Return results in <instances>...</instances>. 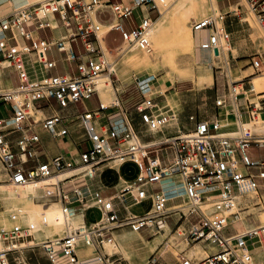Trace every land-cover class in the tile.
<instances>
[{
    "label": "built area",
    "instance_id": "built-area-1",
    "mask_svg": "<svg viewBox=\"0 0 264 264\" xmlns=\"http://www.w3.org/2000/svg\"><path fill=\"white\" fill-rule=\"evenodd\" d=\"M252 11L264 12V0H245ZM167 0H43L20 8L0 20V69H12L18 85L0 92V103H6L10 115L0 117V164L8 189L31 185L40 189L44 208L39 215L42 228L48 226L45 212L50 203L59 204L66 219L78 223L62 237L33 243L34 226L27 220L21 224L24 214H12V226L0 229V264H10L8 253L25 247L19 239L31 238L29 246L40 245L50 264H82L77 251L79 240L92 247L101 264H121V258H113L118 252L108 253L105 245H116L114 232L123 227L149 234L165 231L182 238L186 243H202L206 253L201 259L178 258V264H257L250 247L254 242L264 250V225L239 231L236 224L246 216L241 214L249 207H264V155L249 157L251 145L264 151V134L249 128L239 135H225L221 131L219 114L212 119L188 116L192 129L158 140L142 142L135 131L129 112L119 97L92 110H79V103L92 95L98 96L96 84L102 75H116V62L109 61L101 45L106 33L118 31L122 44L139 43L147 46V36L153 18L149 12L160 15ZM108 6L114 16L113 26L103 31L96 19L97 12ZM139 13L136 27L126 30L122 20ZM225 13L212 14L191 23L194 31L208 32L206 48L212 58H220L229 44L230 34L224 20ZM264 22V20H262ZM264 26V25H263ZM48 30L46 37L40 31ZM61 34V35H58ZM56 50L59 57L49 56ZM29 56L30 68L43 74L31 76L24 54ZM34 58V59H33ZM76 63V74H52L57 62ZM251 66L257 72L264 71L262 54L251 58ZM38 64V65H36ZM136 89L142 100L135 105L140 121L150 133L178 122L177 115L158 113L156 97L151 93L150 79H136ZM231 93L233 109L238 121L255 123L264 117V91L247 90ZM244 98L242 104L240 97ZM43 102L45 109H57L42 120L32 113ZM216 105L224 108L226 100L217 98ZM118 112L120 118L111 120ZM111 114V115H110ZM79 120L83 133L73 156L55 155L38 161L41 151L40 130L51 137H68L70 123ZM39 122V129L36 124ZM83 146H82V144ZM107 148V149H106ZM169 151L171 156H169ZM162 153V156H160ZM152 154V155H151ZM129 159L136 164L138 174L131 183L115 189L105 196L93 186L98 167L113 159ZM78 170L61 180L63 172ZM150 196L151 209L135 213L132 208ZM207 204L211 213L202 208ZM96 209L99 217L90 223L78 221L81 211ZM248 215V214H247ZM82 217V216H80ZM176 217L174 227L166 219ZM245 218V219H244ZM113 258V259H112ZM146 264H157L152 257Z\"/></svg>",
    "mask_w": 264,
    "mask_h": 264
},
{
    "label": "rangeland",
    "instance_id": "rangeland-1",
    "mask_svg": "<svg viewBox=\"0 0 264 264\" xmlns=\"http://www.w3.org/2000/svg\"><path fill=\"white\" fill-rule=\"evenodd\" d=\"M38 1L40 0H0V17L3 18L18 8L29 6L31 3L33 4ZM181 2L182 0H167L165 6L163 8L161 7L160 15L155 12L149 13L153 18L150 29L158 27L161 22L160 30H149L148 36L150 38H155V45L152 48L150 44L149 49H140L136 46H132L134 49L130 47L125 52L119 54L117 49L120 48L122 44L121 34L118 31H111L105 39L108 49L107 51L104 47L107 55L106 57L109 61L116 62V75L111 76L110 79L105 77L101 78L97 87L100 84L110 87L112 85L116 95L111 92L107 99L102 102L106 103L107 101H112L118 94L121 101L125 103V108L130 112L135 108L134 104L136 105L137 102L142 100V96L136 89V79L146 77L147 75H155L156 79L152 85L153 94L157 93L159 95L149 94L148 97H156L154 98V102L158 104V113L169 110L177 115L179 120L177 123L171 122L166 128H163L159 132L150 133L144 128V131L149 135H155V137L150 138L153 140L160 139L159 136H163L169 129H180L181 133L189 132L192 129V124L187 117L189 114H194L198 119H214L216 117H214V115H217L220 109V107L216 105V99L218 97L226 100L227 105L221 109V111H226L225 114H223V118H225L228 111L233 109V105L230 101L233 88L237 91L239 86H241V88L243 87L244 90L252 86L254 93L264 91V71L261 73L255 71L250 62L254 55L262 54L264 57V22L262 21L264 20V12L261 13V17H258V13L252 11L245 0H188L180 9L174 11L176 6ZM229 3L231 7L224 8V5L227 6ZM214 5H216V8ZM215 11H221L225 13L224 16H226V19H231V22H225L227 25L231 24V30L229 27H226L227 31L230 33L229 44L224 48L220 58L210 59L208 56L202 59V61L205 62L203 65H198L193 59L188 40L192 32L191 23ZM137 13L138 11L135 10L131 16L122 20L123 27L126 30L129 31L136 27ZM97 17L102 23H108L112 20V14L106 7L99 10ZM48 33V30L40 31L42 37H46ZM152 33H155V35ZM150 38L148 39L149 42ZM47 54L49 56L53 54L55 59L59 57L55 49H53V51H48ZM135 55L147 56L148 62H132L130 56ZM71 64L72 65L68 63L62 64L58 61L57 66L52 69V73L62 74L66 71H71V68L75 69L76 63ZM9 76L15 86V84L18 83L17 75L13 73ZM253 78L263 82L257 85V87H260L257 90L256 85L253 83ZM1 92H3V90ZM96 104L97 98L95 95L84 100V105L89 109L95 107ZM38 106L39 109L33 112L32 115L34 119L42 120L47 116V113L44 112L47 107H45L43 102L38 103ZM55 106L57 107V105ZM78 106L80 109L83 108L82 103H79ZM2 108L8 110L7 104L0 103V109ZM8 115H10V113ZM131 117H133V115H131ZM231 119L232 116L228 115L227 121L221 120L224 126H222L220 132L225 134L226 131L233 129L232 131H238L236 135H239L243 126V129L249 128L252 132L264 134V129L257 123H255L256 125L250 123V125L246 126L242 125V123H245L242 120L237 121ZM38 124L39 122L36 124V129H39ZM80 127L79 120H73L70 123L71 134H69V136H73L77 142H80L81 134L83 133ZM135 131L142 141L141 133H138L137 129H135ZM67 138L68 137L60 138L59 141L63 139L66 140ZM73 152L75 153L76 150ZM247 154L249 157L256 158L260 157L263 151L251 145L247 150ZM160 156H162V153H160ZM169 156H171L170 151ZM118 160L119 158H116L110 162L109 173L111 177H113L115 171L120 170L122 171V177L118 175L115 177L122 181H127V170L124 168V164L126 161H129V159ZM76 171H73V173ZM67 172L70 171H66L63 174ZM63 174L59 177L60 180L68 177ZM5 179L4 170L0 164V226L4 229L12 226L13 222L11 221V216H5V213L19 205V203H22L24 199V206L35 211V216H37L39 222V215L44 208L42 203L46 201L45 199H40L42 195L40 189L32 186L34 190L33 195H27L25 186L8 189V187L4 185ZM35 192L37 193L35 194ZM107 193L109 194L111 191ZM35 195L36 197H34ZM28 197L30 199H28ZM132 211L135 213H143L145 212V206L143 203H140L135 205ZM45 214L47 215L46 220L48 226L42 228L40 225V227L43 232L47 231L49 236L42 240H35L33 243H39L46 239L59 238L65 234L63 232L65 226L63 224L62 211L59 204L50 203ZM241 215L246 216V219L244 218L245 220H243L242 223L236 224V227L239 228L240 226L239 231L253 228L257 225H264V207L256 208L251 206L247 210H244ZM25 216L26 215L22 216V218H26ZM93 219H95L94 214L91 211L87 212L86 221L88 222ZM52 220H55V223L52 222ZM176 220V217H169L166 219V222L170 227H174ZM24 224H26L25 220ZM77 225L78 223L75 222L73 228ZM1 227L0 229H2ZM114 234L116 245L112 246L106 244L105 248L108 253H112L113 251L118 252V255L113 256V258H121V264H146L152 257L157 258V264H178L177 260L181 256L187 259L199 260L206 255V253L203 252L202 243H186L182 238L171 234L168 228H165V231L149 234L146 231L138 233L132 231L129 227H123L117 229ZM25 245L27 246L28 244ZM40 247L41 246L38 245L29 248L37 252ZM91 251L92 248L90 246L86 245L83 241L79 242L78 253L82 259L91 257L93 255ZM126 252L134 258L132 263L127 260L128 255ZM27 253L34 252L28 251ZM36 257L38 258L39 256ZM28 258L29 257H27V259ZM34 259L35 257L32 256L33 261ZM14 262V264H19L16 263V261Z\"/></svg>",
    "mask_w": 264,
    "mask_h": 264
},
{
    "label": "crops",
    "instance_id": "crops-1",
    "mask_svg": "<svg viewBox=\"0 0 264 264\" xmlns=\"http://www.w3.org/2000/svg\"><path fill=\"white\" fill-rule=\"evenodd\" d=\"M40 1H42V0H40ZM34 3H37V2H34ZM104 7L108 8V10L111 12V14H112V20L110 22H108V23H102V22H100L99 19H98V17H97L99 11L96 14V19L103 26H108L110 23L113 22L114 16H113V13H112L111 9L108 6H104ZM229 7H231V4L230 3L227 6L224 5V8H229ZM150 12H155V11H150ZM138 13H139V11H138ZM228 16H230V15H228ZM136 20L138 22V19L137 18H136ZM225 22L226 23L227 22H231V19H226V16H225L224 24H225ZM225 27H229L230 30H231V24H228V25L225 24ZM111 31H114V30H111ZM111 31H109L108 33H106L105 38H104V45H105V48L106 49H107V45L105 43V39H106L107 35ZM207 33L208 32L205 31L204 36L202 37L201 40H204L206 38ZM208 53H210V51H207V57L210 56V59H211L212 58L211 53L210 54H208ZM29 60H30L29 59V56H26L25 57V61H27L28 62L27 64H29L28 67H29V71L31 72V76H34L36 74H43V71L40 70V69L38 70V68L37 69H35V68L32 69V67L30 68L31 65H30ZM62 64H65V63H62ZM69 65H72V64H69ZM71 69H72L71 71H66V72L67 73H70V74H76L77 73L76 67H75V69H73V68H71ZM13 73H15V72L12 71V69H0V91H2V90L5 91V90L13 89V88H15L18 85V83H17L14 86V83L12 82V79L9 76L10 74H13ZM51 73H52V70H51ZM239 87H240V90H241V86H239ZM242 90H244L243 87H242ZM97 91L99 93L98 96L95 95L96 98H97V104L92 109H94V108H96L98 106V103H99L98 100H100V101L106 100L107 97L109 96V94L111 92H113L114 95H116L115 89H114V87H112V85L110 87V86H106L104 84H100L97 87ZM117 97H119L118 94H117ZM243 101H244V98L241 96L240 97V100H239V103L242 104ZM122 103H123V105L125 107V103L123 101H122ZM4 104H6V103H4ZM7 107H8L7 108L8 110H5L4 108L0 109V117L7 116L10 113L9 106L7 105ZM134 107H135V104H134ZM56 109H57V107L55 106L54 109H50V110L45 109L44 112L47 113V115H48L51 112H53L54 110H56ZM83 109L92 110V109H89L88 107H86L85 105H83V108H81V109L79 108V110L81 112H82ZM221 109H223V108L220 107V109L217 112V114H219L221 120L227 121V116L228 115L229 116H232V119L231 120H237V118L235 116L236 113L234 111L231 112V113H229L228 115L226 114L225 115V118H223V116H224L223 114H225L226 111H221ZM129 114H130V117H131V115H133V117H131V119H132L134 128L137 129L138 133H141L142 141L143 142H149V141L153 140V139H150V138L151 137L152 138L155 137V135L151 136L148 133H146V131H144L145 126L140 121L139 114L136 111V109L135 108L132 109L129 112ZM215 116H217V115H214V117ZM119 118H120V115H119L118 112H115L114 114L111 115V120H118ZM261 119H264V117L261 116ZM207 120H212V119H207ZM177 121H179V120L177 119ZM242 121L248 122V120L246 118H242ZM80 128L82 129V127H80ZM80 128H79V132H80ZM232 130L233 129H231L229 131H226V132H234ZM39 132H40V135H41L42 143H41V151H40V156L38 157V161H45L46 159H49V158H51V157H53L55 155H59V154L64 155L65 157H69V156H73L74 155V152L73 151L76 150V145H77L78 142L76 141V139L73 136L70 135V136H68V138L66 140L63 139V140L59 141L60 138H64V137H58L57 139L56 138L54 139V137H51L45 131L40 130ZM175 133H176V130L169 129V130L166 131L165 134L163 133L164 134L163 136H159V138L161 139L162 137H165V136H171V135H174ZM70 134H71V132H70ZM261 150L263 151V149H261ZM263 155H264V151H263V154L261 156H263ZM256 158H259V157H256ZM110 162L111 161H109L107 163H104V164H102L101 166L98 167L97 177L93 180V186L96 187V188H98L101 191V193L103 195H105V196L113 195L114 192H115V189H118L124 183H131V182H133L135 180L137 174H138V168H137L136 164L129 160V161H126L125 164H124V168L127 170V175H126L127 181H122V180L116 178L117 175L119 177H122V171H120V170H116L115 171V174H113L114 176L111 177V175L109 173L110 172ZM74 171H76V170H74ZM71 172H73V171H71ZM74 173H71V175H73ZM71 175H69V176H71ZM108 191H111V193L108 194L107 193ZM36 193L37 192H35V194ZM34 197H36V195ZM142 203L145 206V211H149L150 208H151V199H150V196H148L147 199L143 200ZM34 205H36V204H34ZM89 211H91L94 214L95 219L90 220V221L87 222L86 221V213L89 212ZM80 216H82V217H80ZM98 217H99V214H98V211L96 209H89V210H86V211H83V212L81 211V213L79 214V216L77 218H78V221L83 220L85 223H90V222L95 221ZM24 220H25V223L27 224V218H24V219L22 218L21 219V224L23 226H26V224H24ZM45 233H47V235L49 236V234H48L47 231H45ZM30 239L31 238H29V239L28 238H26V239H19V242H21L23 244H27V242L30 241ZM34 241H35V237H34ZM29 247H36V246H29V245L26 246L25 245V247L23 246V247H20L19 249L10 251L8 253L9 263L10 264H14L15 263L14 261H16V263H19V264H50V260H49L48 256L46 255V253L44 252V250L41 247H40V249H38L37 252H35V250H33V249H30ZM26 248H28V249H26ZM24 249H26L27 251L24 250ZM78 250H79V243H78V249H77V251ZM250 250H251V254H252V258H253L254 262L257 263V264H264V250H262V248L259 246V244L257 242H254V244L251 245ZM28 251L34 252V253H27ZM203 252H204V250H203ZM127 255H128L127 260H129L132 263V261L134 260V258H132V255L130 256L128 253H127ZM161 255H163V254H161ZM32 256L35 257L34 261L32 260ZM36 256H39V257L37 258ZM27 257H29V258L27 259Z\"/></svg>",
    "mask_w": 264,
    "mask_h": 264
},
{
    "label": "bare ground",
    "instance_id": "bare-ground-1",
    "mask_svg": "<svg viewBox=\"0 0 264 264\" xmlns=\"http://www.w3.org/2000/svg\"><path fill=\"white\" fill-rule=\"evenodd\" d=\"M43 1V0H42ZM186 1H188V0H182V2L181 3H179L177 6H176V8H175V10L174 11H176V10H178V9H180L181 7H182V5L183 4H185L186 3ZM39 2H41V1H39ZM38 3V2H37ZM33 4H36V3H33ZM33 4H31V5H33ZM30 6V5H29ZM25 7H27V6H25ZM214 7L216 8V5H214ZM21 8H23V7H21ZM19 9V8H18ZM17 9V10H18ZM16 11V10H15ZM14 12V11H13ZM1 18V17H0ZM161 18H163V17H161ZM1 19H4V17L3 18H1ZM0 19V20H1ZM169 19V18H168ZM163 21H166V20H163ZM162 21V22H163ZM158 22V21H157ZM157 22H156V24H157ZM159 23V22H158ZM161 23V22H160ZM159 23V26L158 27H156V28H152V29H156L157 31L158 30H160L161 29V24ZM165 23V22H164ZM113 25H115V24H111V25H109L110 27L111 26H113ZM155 25V24H154ZM158 25V24H157ZM109 26H104L103 27V31H106V29H108V27ZM152 26V25H151ZM192 28V27H191ZM152 29H150V30H152ZM192 32L190 33V35H189V43H190V47H191V54H192V56H193V59H194V61L196 62V64H198V65H203L205 62H203L202 61V59H204V58H207V51H209L205 46H206V43H207V36H208V33H207V36H206V38L204 39V40H201L202 39V37L204 36V33H205V31L206 30H199V31H194L193 29L191 30ZM150 32V31H149ZM152 32V31H151ZM193 32H195V33H193ZM207 32V31H206ZM152 34H154L155 35V33H152ZM151 36V35H150ZM149 36H147V46H144V45H140L139 43H126V44H124V45H121L120 46V48H118L117 49V52L120 54V53H123V52H125L126 50H128L130 47H134V46H136L137 48H140V49H149L150 47H149V44L151 45V48L155 45V38L154 37H149L150 38V42H149V38H148ZM201 41V42H200ZM101 45H102V48H103V50H104V53H105V55H106V51H105V45H104V41L101 39ZM104 45V46H103ZM159 45V44H158ZM157 45V46H158ZM132 47V49H134ZM157 50V49H156ZM108 51V50H107ZM150 53V52H149ZM208 54H210V53H208ZM26 56H28L26 53L24 54V57H26ZM107 56V55H106ZM210 57V56H209ZM130 59L132 60V62H140V63H146V62H148V58H147V56H145V55H143V56H137V55H135V56H130ZM207 64V63H206ZM208 66V65H207ZM116 73V72H115ZM103 77H105V78H108V79H110V77H108L107 75H103V76H101L99 79H98V81H97V84L99 83V81L101 80V78H103ZM143 78H148V79H150V87H151V90H150V95L152 94V95H159V94H157V93H154L153 94V88H152V85H153V82L155 81V79H156V76L155 75H147L146 77H143ZM140 79H142V78H140ZM254 79V78H253ZM254 85H256V90L257 89H259L260 87H257V85H259V84H261V83H263V82H260V81H258V80H256V79H254ZM97 84H96V89H97ZM252 87V86H251ZM242 89V88H241ZM237 91H240V87L237 89ZM1 92V91H0ZM260 92H263V91H260ZM259 121V120H258ZM255 122V123H257V124H259L260 125V127L262 128V129H264V119H261L259 122ZM254 123V124H255ZM251 124H253V123H251ZM242 125H246V126H248V125H250V123H247V122H245V123H242ZM256 125V124H255ZM254 125V126H255ZM256 127V126H255ZM258 127V126H257ZM237 132L238 131H234V132H225V134H227V135H230V136H236V134H237ZM107 149V148H106ZM122 159L121 158H119V161H121ZM71 171H74V170H71ZM67 172V173H65V174H63V173H61V174H63V175H67V176H69L70 175V173H73V172ZM61 174L60 175H58V177H56V178H51V179H48V180H60L59 179V177L61 176ZM20 187H23V186H20ZM25 187H26V189H27V195H33V192H34V190H33V188H32V186L31 185H25ZM28 199H30L29 197H28ZM145 199H147V197L145 198ZM144 199V200H145ZM150 199H151V197H150ZM24 201H25V199H24ZM24 201H22V203H19V205H17V206H15L14 208H12V209H10V210H8V211H6V213H5V216H12V214H24V215H26L25 217L27 218V220L29 221V222H31L32 224H33V226H34V230H33V235L35 236V240H42V239H45L46 237L48 238V235H47V233H45V232H43L42 230H41V227H40V224H39V222H38V218H37V216H35V211L33 210V209H31V208H27V207H25L24 206ZM24 202V203H23ZM202 208L204 209V211H205V213L207 214V215H209L210 213H211V208H210V206L209 205H207V204H203V206H202ZM151 209V208H150ZM47 211V210H46ZM46 215V214H45ZM46 217H47V215H46ZM62 220H63V224H64V233H66L68 230H71L72 228H73V226H75V222L76 221H72V220H68V221H66V219H65V217H64V215H63V213H62ZM52 222H54L55 223V220H52ZM57 223V222H56ZM5 226V225H4ZM1 227V226H0ZM2 228V227H1ZM8 228H10V227H8ZM165 228H167L166 226H165ZM135 232V231H134ZM45 241V240H44ZM81 240H79V242H80ZM41 242H43V241H40L39 243H41ZM78 242V243H79ZM78 243H77V249H78ZM85 243V242H84ZM86 244V243H85ZM87 245V244H86ZM88 246H90V245H88ZM91 247V246H90ZM92 248V247H91ZM92 252V251H91ZM92 256L91 257H87V258H83V259H81L82 260V264H101V262L99 261V259H98V257H97V255L96 254H94L93 252H92ZM97 262V263H96Z\"/></svg>",
    "mask_w": 264,
    "mask_h": 264
}]
</instances>
